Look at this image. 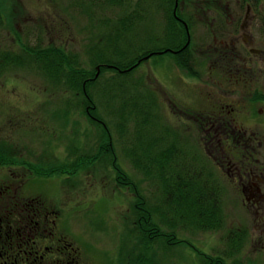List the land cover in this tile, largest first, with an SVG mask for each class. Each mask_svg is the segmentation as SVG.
Wrapping results in <instances>:
<instances>
[{"label":"rangeland","instance_id":"obj_1","mask_svg":"<svg viewBox=\"0 0 264 264\" xmlns=\"http://www.w3.org/2000/svg\"><path fill=\"white\" fill-rule=\"evenodd\" d=\"M241 1L179 2L187 23L193 19L192 49L182 55L166 52L184 41L183 31L172 33L171 4L158 7L142 1L140 14L134 15L136 22L127 28L120 24L127 12L123 4L111 6L98 0H15L9 4L17 15L15 23L19 21L13 31L26 49L14 41L4 23L0 56L8 52L30 64L34 58L27 49L52 54L50 61L54 56L59 60L65 51L73 69L87 73L84 80L97 75L90 95L101 119L91 123L83 115L82 90L70 89L69 84L76 81L69 77L72 72H58V82L25 65L0 72V178L20 176L25 182L24 196L52 201L60 212L56 232L65 233L76 246L81 264H208L214 262L212 257L233 264L234 258L228 259L230 254L223 251L228 250V236L231 239L239 233L240 222L248 238L238 258L242 264H264V247L258 248L252 240L258 235L251 213L219 176L199 145L198 134L169 123L164 106H156L153 91L156 86L167 89L165 84L177 91L172 83L181 71L174 62L182 57L191 58L188 61L195 71L208 72L209 51L216 45L212 32L228 28L234 17L243 19L247 10L250 32L264 51V8ZM181 27L178 24L177 29ZM149 52L157 53L134 70L103 72L104 63L116 66L118 61L139 59ZM254 58L264 69V56ZM256 89L264 92V75ZM194 93L189 91L191 98ZM10 100L19 108L15 112L9 108ZM249 106L255 114L264 109L258 102ZM254 124L243 123L249 130ZM105 140L107 146L111 144L109 152L97 153ZM96 153L97 160L90 161ZM116 166L123 169L130 184L116 183ZM188 168L198 173L196 183L204 179V173L222 189L225 225L220 231H206L198 224L202 213L194 205H204L194 204L200 192L197 184L175 183L177 173ZM137 194L139 209L149 214L147 220L158 226L163 237L144 233L137 224Z\"/></svg>","mask_w":264,"mask_h":264},{"label":"flooded vegetation","instance_id":"obj_2","mask_svg":"<svg viewBox=\"0 0 264 264\" xmlns=\"http://www.w3.org/2000/svg\"><path fill=\"white\" fill-rule=\"evenodd\" d=\"M12 1L15 2L0 0V27L7 23L9 34L25 49L13 31L19 21L15 23L17 15L9 5ZM178 11L173 14L179 26L186 29L187 14L183 17ZM249 12H244L241 20L234 17L228 28L217 27L212 32L216 45L209 51L208 60L212 65L208 72L183 71L186 68L182 63L190 58L182 57L183 62L181 59L174 62L181 71L172 83L177 91L165 83L167 89L153 86V91H156V106H164L169 123H178V128H186L188 133L193 129L198 134V143L219 176L251 213L258 235L252 240L261 248L264 247V109L255 114L249 105L258 102L264 106L263 98L254 99L260 91L256 89L257 81L264 75V69L254 57L263 58L264 51L248 27ZM190 44L178 46L171 52L185 54ZM9 55L7 52L0 56V62ZM156 80L162 83L160 78ZM190 90L195 92V98L190 97ZM9 107L12 112L16 111L14 104L10 103ZM243 123H255L254 128L249 130ZM10 177L0 178V264H81L76 246L65 233L56 232L60 212L52 201L43 200L41 196H24L25 182L20 176ZM239 226L237 230L248 236L247 228L241 222ZM153 228L159 230L157 225Z\"/></svg>","mask_w":264,"mask_h":264},{"label":"trees","instance_id":"obj_3","mask_svg":"<svg viewBox=\"0 0 264 264\" xmlns=\"http://www.w3.org/2000/svg\"><path fill=\"white\" fill-rule=\"evenodd\" d=\"M142 1H148L150 3H152V5H156L158 7H167L170 6L174 7L175 9V0H140L138 2V0L134 1V0H98L99 4H105L108 3V5H120L123 4L124 8H126L127 12L125 13V15L121 18L120 20V24L123 25V28H127L129 26H132L135 22H136V18L134 17V15H138L140 14V6H142ZM183 0H179V2L181 3ZM243 1V2H242ZM241 2L244 4L245 3H252V5H255L256 7L258 6H263L264 8V0H242ZM196 3V1H195ZM84 4L81 3L80 7L82 9H84ZM181 5V4H179ZM90 8V7H89ZM86 9V8H85ZM90 9H86V12H88ZM180 11V6L178 7L177 11ZM178 11V14H179ZM181 13V11H180ZM261 19H262V26H263V30H264V13L261 15ZM193 20V19H192ZM192 20L188 23L189 24V28L192 29ZM173 25H171L172 28V33L176 34L177 31H183V44H180V46L184 45L187 43L188 41V34L187 31L185 30L184 27H181L182 30H178V22L174 16V14L172 13V21ZM192 43V42H191ZM178 48V46L176 47V49ZM26 49V48H25ZM192 49V44L189 45V47L186 50ZM63 50H60V52H62ZM59 52V51H58ZM27 54L31 55L34 59L32 61L33 65L30 66V64H27L24 60L22 61V59H19L13 55H9L7 59H5L3 62H0V72H3L6 68L8 67H13V68H22L23 65H25L23 68H33L34 70H37L38 72L42 73L46 78H48L47 80L50 81H55L58 82L59 80V75L58 72H61L63 70V74H65L66 71L68 72H72V74H69V77L74 80H76L72 85H70V89L72 90H78L81 89L82 90V94H80V96L82 97V103H84L85 109L83 113V115L86 116V119L88 121H90L91 123H99L98 121L95 120V118L99 117L96 109H95V105H94V97L90 95V88L93 84L94 81H96V74L93 75V78H91V80H84L85 76H87V73H83L80 70H74L73 66H72V61L71 59L66 55L65 51H63V54H61V58L59 60L56 59V57L54 56L53 60L50 61L49 57L50 53L47 54V56H45V54L43 53L42 49H39V52L32 49L31 51H29L27 49ZM152 52L146 53L144 56L138 58H134L133 60L130 61H126L121 60L116 62L117 64L114 65H109L107 63H104L103 66V72L109 68L112 69H117L120 70L122 72H129L131 70H134L136 67H138V62L143 59L145 56L151 54ZM180 54H183V52H179ZM191 53L194 54V52L191 51ZM58 55V53H57ZM190 58V57H189ZM191 60V58L189 59ZM181 61L183 62V60L181 59ZM18 62H20V65L18 64ZM144 62V61H143ZM194 63V62H193ZM191 64V65H190ZM19 65V66H18ZM137 65V66H136ZM30 66V67H29ZM183 67H186V69L192 73L197 72V70L195 71L193 69V64L188 61L185 60L184 63H182ZM264 92L258 91L256 92V95L254 96V99L257 100H261V98H263L262 100H264V94H262ZM80 100V101H81ZM10 103H12V101L10 100L9 102V106ZM14 104V103H12ZM81 105V104H80ZM10 108V107H9ZM15 108V107H14ZM11 109V108H10ZM19 108L16 107V110H18ZM257 114V113H256ZM100 118V117H99ZM101 119V118H100ZM108 143H102L99 146V149L97 151V153H104V152H109V147L111 146V144H109V146H107ZM110 150L112 151V147L110 148ZM96 154L90 156L89 158H91L90 161H92L93 159L97 160V157H95ZM88 158V159H89ZM118 171V174L116 175V183L118 185H124V184H130V181H126L127 176L126 174L123 172V169L119 168L118 166H116L115 168ZM122 171V172H121ZM198 173L194 172L192 169L188 168L184 171H180L179 173H177V176H175V183L180 186V185H184L185 181H188L191 185H193L194 183L197 184L198 189H199V198L198 201L195 202L194 204H201L204 205V207H197L196 205H194V207H196L202 214L198 215V224L200 225L201 229L206 230V231H219L220 229L223 228L224 223H225V212L222 209V189L218 186V184H216V187L214 184H212V182L203 174V180L200 181L199 183H196L195 181V177L197 176ZM188 175H191V177H189ZM217 183V182H216ZM138 195V194H137ZM192 199V197H191ZM144 202V201H143ZM137 205V206H136ZM141 206L140 203V196L138 195V200L136 201L135 207L137 210V216H138V221L137 224L141 226L142 231L144 233H150L152 235L156 234L155 237L157 236H164V234H162V231L159 229L158 231H155V229L153 228L155 226V224H153L151 222V220H147L149 214L147 212H145V210L139 209V207ZM212 210V211H211ZM235 234L234 236L230 237L228 236L227 239V246H228V250L226 252V249L223 251V253L226 254H230V257H228V259L234 258V263L233 264H242L243 261L240 260L239 254L241 253V251L244 249L245 246V242L247 239V234H245L244 232H240ZM239 239V243H237L236 247H232L231 245H233L235 243V240ZM173 238H171L169 236L168 242H172ZM226 246V248H227ZM214 259V262L208 263V264H226L225 260L222 257H212ZM224 261V262H223Z\"/></svg>","mask_w":264,"mask_h":264},{"label":"water","instance_id":"obj_4","mask_svg":"<svg viewBox=\"0 0 264 264\" xmlns=\"http://www.w3.org/2000/svg\"><path fill=\"white\" fill-rule=\"evenodd\" d=\"M178 2H179V0H177V2H176V8L178 7ZM186 28H187V31H188V42H190V40H191V36H190V32H189V28H188V25L186 24ZM151 56V55H150ZM149 57V56H148ZM148 57H146V59L148 58Z\"/></svg>","mask_w":264,"mask_h":264}]
</instances>
